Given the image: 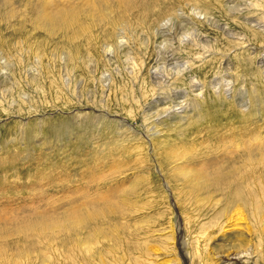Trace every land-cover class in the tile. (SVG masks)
Masks as SVG:
<instances>
[{
    "label": "rangeland",
    "instance_id": "374dc122",
    "mask_svg": "<svg viewBox=\"0 0 264 264\" xmlns=\"http://www.w3.org/2000/svg\"><path fill=\"white\" fill-rule=\"evenodd\" d=\"M61 1H0V264H264V0Z\"/></svg>",
    "mask_w": 264,
    "mask_h": 264
},
{
    "label": "bare ground",
    "instance_id": "6f19581e",
    "mask_svg": "<svg viewBox=\"0 0 264 264\" xmlns=\"http://www.w3.org/2000/svg\"><path fill=\"white\" fill-rule=\"evenodd\" d=\"M1 1V0H0ZM63 1V0H62ZM61 1V2H62ZM66 1L67 0H65L64 1V3H66ZM79 1H83V0H79ZM61 4H63V3H61ZM65 5V4H64ZM45 8H41L40 9V13H39V17L41 18V19H43V20H45L46 21V24H47V27H48V31H50V33L51 34H53L54 33V31H55V26L57 25V19H58V14L56 15L55 14V16L54 15H51V12H49V7L46 5V6H44ZM57 9H58V7H57ZM59 10V9H58ZM57 12V11H56ZM118 32V31H117ZM258 135H260V133L259 134H254V135H251V137H255L256 139H258L259 137H258ZM253 145V144H252ZM254 146V145H253ZM185 176H187V177H189V182H190V185L192 186V187H197V188H199V187H201V185L203 184V183H205L206 181L205 180H202V177L203 176H201V177H198V174H194V173H188L187 175H185ZM243 177L245 178V176L243 175ZM264 198V197H263ZM263 198L262 197H260V201H258V202H256V200L254 201L253 199H252V204H255V206H254V212H253V214L255 215V218H257L258 220H259V222H262V223H264V212H262V209H263ZM237 207L234 209V213L235 214H237V215H240V218L242 219V220H244L245 222H247V224L249 225V228L246 230L247 232H249V235L250 236H253V235H255V233L256 232H253V230H252V228H251V226H250V222L248 221V219H247V217H246V214L244 213V205H245V203H243L242 201H238L236 204H235ZM263 211H264V209H263ZM227 216H230V212L229 213H227L226 214ZM262 215V216H261ZM234 217V215H232L231 214V216H230V218L229 219H232ZM82 220H84V218H77L76 220H75V223L76 224H78V223H82L83 221ZM67 222H69V220L66 218V219H64V225H66V223ZM217 223V222H216ZM261 225V224H260ZM63 227H65V226H63ZM182 227V226H181ZM67 228V227H66ZM79 229H80V227H79ZM81 229H82V227H81ZM240 230H242L241 228H239ZM68 230V229H67ZM181 231H182V229L181 228H179V234H181ZM261 232L264 234V226H262V229H261ZM182 235V234H181ZM92 237L89 239L88 238V240H87V243H92L96 238L98 239V237L97 236H95V235H91ZM205 236H207V235H205ZM264 237V236H263ZM200 239L201 238H198V240L200 241ZM262 239V238H261ZM99 240V239H98ZM264 240V239H263ZM99 241H101V239L99 240ZM246 241V242H245ZM190 242V241H189ZM242 242H245V244L247 245V247L245 248V251H244V253H246L247 255L245 256L247 259H248V256H253V255H255L256 254V252H258L257 251V243H255L254 242V240H253V238L252 239H249V240H247L246 239V237L245 236H239V238L237 239V243L238 244H240V245H242ZM81 245L83 244V243H80ZM186 244H187V242H185V240L183 241V240H181V246H182V248H185V246H186ZM98 252H100V251H98ZM240 253L241 252H239V253H237V254H234V252L232 253V252H229V253H227V255H225L224 257H215L214 258V261H215V263L216 264H221V263H224V262H227V264H230L229 262H231V260H233V259H235L236 260V258H234V257H232V255H240ZM100 254H101V257L104 255L103 253H102V251L100 252ZM103 259V258H102ZM102 261V260H101ZM257 261V260H256ZM104 262H106V261H104L103 260V263Z\"/></svg>",
    "mask_w": 264,
    "mask_h": 264
}]
</instances>
